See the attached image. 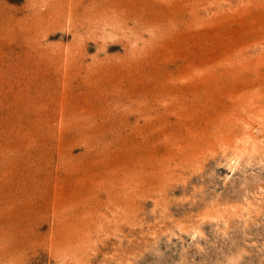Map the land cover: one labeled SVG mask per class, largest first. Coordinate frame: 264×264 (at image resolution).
Returning <instances> with one entry per match:
<instances>
[{
  "label": "rangeland",
  "instance_id": "rangeland-1",
  "mask_svg": "<svg viewBox=\"0 0 264 264\" xmlns=\"http://www.w3.org/2000/svg\"><path fill=\"white\" fill-rule=\"evenodd\" d=\"M0 264H264V0H0Z\"/></svg>",
  "mask_w": 264,
  "mask_h": 264
}]
</instances>
